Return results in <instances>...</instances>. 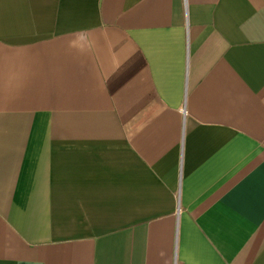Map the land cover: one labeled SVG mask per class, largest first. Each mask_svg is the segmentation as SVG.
Segmentation results:
<instances>
[{"label":"crops","instance_id":"0c3cea01","mask_svg":"<svg viewBox=\"0 0 264 264\" xmlns=\"http://www.w3.org/2000/svg\"><path fill=\"white\" fill-rule=\"evenodd\" d=\"M0 264H264V0H0Z\"/></svg>","mask_w":264,"mask_h":264}]
</instances>
